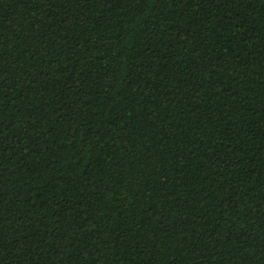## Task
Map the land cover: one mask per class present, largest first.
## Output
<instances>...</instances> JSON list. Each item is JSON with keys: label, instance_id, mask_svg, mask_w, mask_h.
Returning a JSON list of instances; mask_svg holds the SVG:
<instances>
[{"label": "trees", "instance_id": "1", "mask_svg": "<svg viewBox=\"0 0 264 264\" xmlns=\"http://www.w3.org/2000/svg\"><path fill=\"white\" fill-rule=\"evenodd\" d=\"M0 264H264V0H0Z\"/></svg>", "mask_w": 264, "mask_h": 264}]
</instances>
